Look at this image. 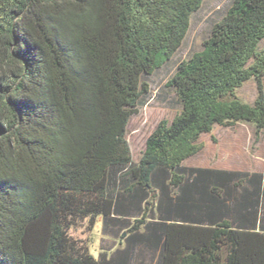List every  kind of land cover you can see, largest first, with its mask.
I'll return each mask as SVG.
<instances>
[{"label":"trees","instance_id":"1","mask_svg":"<svg viewBox=\"0 0 264 264\" xmlns=\"http://www.w3.org/2000/svg\"><path fill=\"white\" fill-rule=\"evenodd\" d=\"M203 1L0 0V264H264V174L183 166L215 126L264 131V0L178 64L137 163L126 141ZM97 219L121 246L94 257L69 231Z\"/></svg>","mask_w":264,"mask_h":264},{"label":"rangeland","instance_id":"2","mask_svg":"<svg viewBox=\"0 0 264 264\" xmlns=\"http://www.w3.org/2000/svg\"><path fill=\"white\" fill-rule=\"evenodd\" d=\"M231 2L204 0L200 9L192 15L189 31L179 50L148 79V98L127 126L126 141L133 163L141 158L146 140L156 126L162 121L170 123L179 114V103L167 82L180 62L200 51L211 28L225 15ZM237 96L243 103L251 105L256 97L255 84L246 83ZM199 143L202 150L185 161L183 166L264 173V131L256 136L254 128L248 124H237L233 128L215 126L209 134L201 136ZM69 235L86 246L94 257L121 246L119 239L103 234L101 219L96 220L93 229H89L86 221L72 228Z\"/></svg>","mask_w":264,"mask_h":264},{"label":"crops","instance_id":"3","mask_svg":"<svg viewBox=\"0 0 264 264\" xmlns=\"http://www.w3.org/2000/svg\"><path fill=\"white\" fill-rule=\"evenodd\" d=\"M214 169H217V168H214ZM222 170H226V169H222ZM230 171H238V170H230ZM242 172H246V171H242ZM250 173H253V172H250ZM258 173H262V172H258ZM264 174V173H262Z\"/></svg>","mask_w":264,"mask_h":264}]
</instances>
